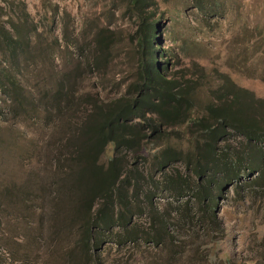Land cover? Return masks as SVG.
<instances>
[{
	"label": "trees",
	"instance_id": "1",
	"mask_svg": "<svg viewBox=\"0 0 264 264\" xmlns=\"http://www.w3.org/2000/svg\"><path fill=\"white\" fill-rule=\"evenodd\" d=\"M116 1L111 6L137 24L125 89L102 99L86 96L87 106L75 110L61 81L55 85L53 105L43 110L54 107L61 120L26 149L37 167L16 180L0 177V239L13 238L2 234L5 225L47 257L40 264H103L106 243L138 248L142 242L166 253L150 264H173L185 251L176 241L190 237V264H248L217 251L225 234L218 200L242 184L252 195L264 185V99L197 62L169 74V62L161 60L167 50L157 42V0ZM191 1L204 27L225 13L227 0ZM25 22H0V92L4 103L28 114L16 74L33 32L39 34ZM94 51L84 67L99 69L113 59L107 35L96 36ZM81 69L74 66L75 73ZM8 149L18 154L14 137L0 138V150ZM160 196L166 199L161 204ZM237 197L242 204L244 197ZM142 214L144 228L135 221Z\"/></svg>",
	"mask_w": 264,
	"mask_h": 264
},
{
	"label": "rangeland",
	"instance_id": "2",
	"mask_svg": "<svg viewBox=\"0 0 264 264\" xmlns=\"http://www.w3.org/2000/svg\"><path fill=\"white\" fill-rule=\"evenodd\" d=\"M118 3L117 0L114 5ZM157 3V42L167 50L168 57L161 60L169 62V74L187 72L197 62L208 71L216 68L228 73L239 86L264 99V0H227L223 17L210 20L206 27L191 0H157ZM25 18L26 25H35L39 34L31 32L35 40L30 42L29 54L20 59L16 74L25 89L21 101L28 114L17 112L14 109L17 105L8 106L9 101L4 103L6 97L0 92V138L14 137L20 155L11 149L0 150V177L6 181L19 179L27 167H37L33 158L28 157L32 151L27 153L26 149L44 132L48 137L52 126L59 121L54 107L43 110L57 89L55 85L61 81L62 93L70 96L75 110L87 106L86 96L98 94L101 99L117 96L125 89L128 71L134 63L132 54L137 48V24L121 8L112 7L110 0H0V22L6 26L20 25ZM98 34L108 36L113 59L99 69L84 67L95 56ZM246 39H250L248 44ZM177 59L180 61L172 66ZM77 63L82 67L79 73L74 72ZM49 105L53 104L49 102ZM47 118V130L42 131L39 125ZM243 185L235 190L230 188L219 197L225 234L216 248L222 258L264 264V185L254 195ZM238 195L244 197L242 204L238 203ZM165 200L161 196L156 199L160 204ZM24 215L29 220L35 218ZM135 221L143 228L148 225L145 214ZM3 228L2 234L13 238L0 239V264H40L46 260L35 248L23 245L25 240L17 237L15 231L5 225ZM36 235L35 231L33 236ZM189 240L190 237H179L176 241L185 251L173 264H190ZM104 248L99 256L103 264H150L154 256L159 260L166 254L164 250L161 252V247L155 249L143 242L138 248L133 243L119 248L106 243Z\"/></svg>",
	"mask_w": 264,
	"mask_h": 264
},
{
	"label": "water",
	"instance_id": "3",
	"mask_svg": "<svg viewBox=\"0 0 264 264\" xmlns=\"http://www.w3.org/2000/svg\"><path fill=\"white\" fill-rule=\"evenodd\" d=\"M231 184H227L226 187L230 186Z\"/></svg>",
	"mask_w": 264,
	"mask_h": 264
}]
</instances>
